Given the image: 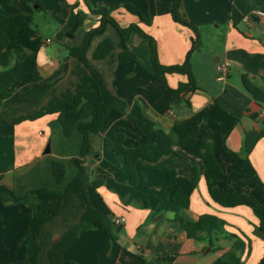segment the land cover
Returning <instances> with one entry per match:
<instances>
[{"label": "crops", "instance_id": "0c3cea01", "mask_svg": "<svg viewBox=\"0 0 264 264\" xmlns=\"http://www.w3.org/2000/svg\"><path fill=\"white\" fill-rule=\"evenodd\" d=\"M35 1L59 26L53 38L43 39L31 28L16 36L25 51L36 53L39 74L51 86L37 102L7 101L0 105L2 123L20 119L14 126L12 143L0 135V264H23L24 260L50 264L48 251L53 242L79 223L87 204L107 221L102 228H90L79 235L65 250L63 264H210L231 248L233 240L227 234L246 243L240 253L242 264H261L264 236L255 233L258 219L252 209L214 202L207 191L203 162L177 145L158 163H166L186 178L194 171L198 174L189 206L178 212L177 219L170 211L123 204L105 186H89L92 181L108 178L127 182L120 171L122 159L104 145V139L122 133L123 145L133 148L151 141L157 128L173 137L171 127L176 123L194 140L212 142L221 166L217 187L222 194H245L264 210V12L257 8V0L180 1L177 17L197 28L200 48L190 56L197 89L176 104L150 76L148 40L131 31L123 42L112 23L94 12L106 7L121 27L138 25L155 40L160 64L180 65L191 47L193 32L172 19V0ZM18 12L29 13L31 9L20 0H0V13ZM79 13L80 25L74 29ZM105 40L110 41L111 49L97 58L95 52ZM81 45L79 60L70 51ZM224 59L232 65L220 78L214 66ZM91 72L126 107L124 113L109 111L99 133L89 134L82 148L81 135L73 131L65 137L57 114L49 110L56 100H70L89 88ZM243 75L261 89V101L244 87ZM165 77L171 88L187 80L181 73ZM32 86L14 83L11 98ZM80 153L87 170L85 198L69 190L58 215L44 223L34 222L31 232H25L26 220L38 202L31 191L47 188L63 192L77 172L70 160ZM52 160L65 166L60 183L52 175ZM137 173L136 187L145 193H156L166 181L162 172L144 160L137 163ZM253 177L262 187L250 185ZM202 215L223 220V230L188 236L186 227ZM120 216L124 222L117 226L113 219Z\"/></svg>", "mask_w": 264, "mask_h": 264}, {"label": "trees", "instance_id": "16d2710c", "mask_svg": "<svg viewBox=\"0 0 264 264\" xmlns=\"http://www.w3.org/2000/svg\"><path fill=\"white\" fill-rule=\"evenodd\" d=\"M29 5L37 6L41 9L42 5L35 0H20ZM181 0H172L170 14L174 21L189 27L193 32L191 47L186 53L185 59L180 65L164 66L157 59V49L155 40L147 35L141 28L132 23L127 27H121L117 21L109 15L110 10L106 7H98L94 12L100 14L102 20H108L120 33L123 42L128 38L131 31H137L148 40L150 48V60L152 71L150 76L153 82L164 90L173 103H177L187 92L197 89L194 77L191 72L190 56L192 52L200 48V34L197 28L177 17L176 8ZM257 8L264 12V0H257ZM136 12L134 9H130ZM81 14H78L77 22L74 29L80 25ZM33 22L32 10L29 13L18 12L5 15L0 13V105L7 101L12 102H37L47 92L51 86V82L43 81L37 66L36 53L27 52L17 42L16 36L19 31L29 29ZM82 45L70 51L71 55L81 60ZM111 49L109 40L102 42L96 52L97 58L103 57ZM130 55H123V57ZM131 57V56H130ZM167 73H181L186 75V82L179 83L176 88H171L166 82L165 75ZM92 79L89 88L80 90L73 95L70 100H56L49 112L55 113L61 125L62 133L65 137L71 135L73 131L78 132L82 137V148L87 143L89 134H98L100 128L109 111L115 110L119 113L125 112V103L109 92L101 83V81L91 72ZM244 87L253 95L257 101H261L259 96L262 91L255 86L245 75L242 76ZM31 83L33 86L28 90L11 98V86L16 83ZM20 119L11 120L7 124L0 121V135L13 142V129ZM173 137L167 134L161 128L154 130L151 141L145 145H139L133 148H126L123 145L124 135L122 133L113 134L110 138L104 139L105 146L111 148L115 154L122 159L121 173L127 178L125 184L116 182L108 178L106 180L92 181L89 186L97 188L105 186L113 191L119 197L123 204L134 203L140 208H148L153 211H170L178 218V212L189 206L190 196L196 187L198 174L194 171L191 178L177 175L176 171L168 167L166 163H158L161 158L168 156L173 152V146L177 145L184 152L195 156L203 162L207 191L211 199L224 207H233L237 205H246L250 207L258 219V225L255 233L264 236V210L261 209L249 196L245 194H222L217 187V179L221 172V166L213 153L212 142L208 139L194 140L190 134L178 124L171 127ZM83 154L78 157L71 158V163L76 167L75 176L65 187L61 193L47 189L37 188L31 191L35 194L38 202L33 214L28 216L26 220L25 232L32 230L34 222L44 223L61 211L63 201L69 192H75L83 195L85 198L86 182V166L84 160L81 159ZM144 160L153 164L154 169L162 172L166 176L164 185L156 193H145L137 189L138 180L137 163ZM52 175L57 183L63 179L65 166L59 160L51 162ZM250 185L254 187H262V183L253 177ZM107 220L102 218L97 211L92 209L88 204L85 211L80 217L79 223L67 230L58 237L48 251V259L50 264H63V254L65 250L81 235L85 230L96 227H103ZM225 222L212 215H202L195 223L186 227L188 236H195L197 232L206 234L212 231L223 230ZM231 238V248L223 252L210 264H242L240 253L246 247V243L238 237L227 234ZM264 264V257L260 260ZM23 264H30L27 260Z\"/></svg>", "mask_w": 264, "mask_h": 264}, {"label": "rangeland", "instance_id": "374dc122", "mask_svg": "<svg viewBox=\"0 0 264 264\" xmlns=\"http://www.w3.org/2000/svg\"><path fill=\"white\" fill-rule=\"evenodd\" d=\"M34 5L31 6L33 22L30 28L36 30L43 39L53 38V32L59 26L58 22L48 12L34 8ZM53 43L57 45L56 41H53Z\"/></svg>", "mask_w": 264, "mask_h": 264}, {"label": "built area", "instance_id": "2783aa9c", "mask_svg": "<svg viewBox=\"0 0 264 264\" xmlns=\"http://www.w3.org/2000/svg\"><path fill=\"white\" fill-rule=\"evenodd\" d=\"M231 65H232L231 62L227 59H224V60H221V61L215 63L214 69H215L216 74L220 78L225 77V75L227 74V72L231 68ZM123 222H124L123 216L116 217L115 219H113V223L117 226L121 225Z\"/></svg>", "mask_w": 264, "mask_h": 264}, {"label": "water", "instance_id": "95a60500", "mask_svg": "<svg viewBox=\"0 0 264 264\" xmlns=\"http://www.w3.org/2000/svg\"><path fill=\"white\" fill-rule=\"evenodd\" d=\"M34 8H37V6L34 5ZM48 150H49V146L46 147V151H48Z\"/></svg>", "mask_w": 264, "mask_h": 264}]
</instances>
